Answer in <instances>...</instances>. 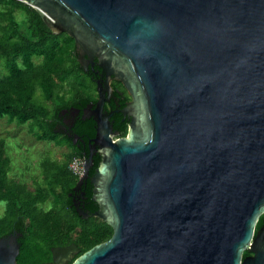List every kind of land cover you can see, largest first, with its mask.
Returning <instances> with one entry per match:
<instances>
[{
    "label": "water",
    "instance_id": "water-1",
    "mask_svg": "<svg viewBox=\"0 0 264 264\" xmlns=\"http://www.w3.org/2000/svg\"><path fill=\"white\" fill-rule=\"evenodd\" d=\"M17 1L131 98L125 137L98 82L83 110L96 133L78 183L98 153L93 215L112 235L71 264H264V0ZM18 254L0 238V264Z\"/></svg>",
    "mask_w": 264,
    "mask_h": 264
},
{
    "label": "trees",
    "instance_id": "trees-1",
    "mask_svg": "<svg viewBox=\"0 0 264 264\" xmlns=\"http://www.w3.org/2000/svg\"><path fill=\"white\" fill-rule=\"evenodd\" d=\"M0 67L3 69L0 76V119L5 118L8 124L16 126L25 125L28 135L36 142L74 148L69 140L59 139L54 134L53 125L63 108L76 107L79 114L75 117L74 132L84 140L88 156V145L95 137L96 124L93 118L82 119V112L88 103L94 101V96L85 91L94 90L95 85L77 63L74 40L66 33H53L30 6L17 0H0ZM79 74L88 79V88L74 87L72 97L67 99L70 83ZM114 120L113 130L118 131L119 137H125L127 126L121 125L120 117ZM5 145L6 140L0 139V203L5 204V214L0 217V237L14 228L22 233V254L17 259L18 264H40L35 259L29 261L36 251L33 246L43 248V244L48 253V245L57 243L52 242L54 238L66 232L71 239L76 227L82 254L111 237L112 228L98 218L77 224L65 220L56 210L61 202L60 196H54L57 187L65 189L78 179L68 170L71 161L80 158L75 150L63 164L49 158L41 160L39 165L45 188L39 186L35 194L9 176L11 161L6 155ZM92 160L88 177L93 176L101 160L100 155L93 154ZM85 190L90 197V182ZM48 198L55 199L49 211H44L40 206ZM26 245L29 246L25 250Z\"/></svg>",
    "mask_w": 264,
    "mask_h": 264
},
{
    "label": "flooded vegetation",
    "instance_id": "flooded-vegetation-1",
    "mask_svg": "<svg viewBox=\"0 0 264 264\" xmlns=\"http://www.w3.org/2000/svg\"><path fill=\"white\" fill-rule=\"evenodd\" d=\"M75 57H76L77 63L79 64L81 70L84 72V74H86L88 77L91 78L93 84L95 85L94 87L95 89L93 90L94 101L90 103H96L99 97L98 96V90H99L102 96H104L103 110L105 113L111 115L110 121L112 123V126L115 123L114 119L116 117H120L121 125H126L128 128L129 118L123 117L121 113L119 112V110H121L124 107V105L127 102H129L131 99L126 89L123 87V85L119 81H117L114 78L113 74L110 75V77L108 78L107 75L104 72H102L101 69L97 67V65L95 64L96 60L88 58L82 52L81 48H79L77 51L75 50ZM97 82L100 85L99 89L97 87ZM86 106L83 108V110L86 108ZM78 114H79V110L76 107L69 108L68 110L66 108H63L58 118L56 119V122L53 125L54 134L58 136L59 139L69 140L70 143L74 146V148H69V146L67 145L55 146V149L57 148L58 150H61L59 151V154H60L59 159L54 158L51 152H47L46 156H48L47 158L49 159L53 158L60 164H63L64 162L69 160L71 153L75 150L77 154L80 155V158L77 157V158H74L73 160H76V159L81 160L80 173L82 175L83 169H84L83 167H84L85 160L87 159V155L85 151L86 144L84 140L82 139L81 136H78L74 132L75 131L74 121H75V117ZM90 118H86V119H90ZM113 131H116V130H113ZM72 162L73 161H71V163ZM71 163L69 164V168H68L69 171H71L70 169ZM37 171H40V165H38L36 172ZM34 173H35V170H34ZM88 176H89V173H88ZM79 177L80 175L78 176V179L76 182L69 184L68 186H66L65 189L62 186H58L54 194L55 197L60 196L61 198V202L57 204L56 210L59 211V213L62 215V217L65 220L74 221L77 224H80L82 221H91V219L97 218L93 214L98 211L97 204L92 200V194L90 197L86 195L85 189H86L87 184L90 182L88 178L90 179L91 177H87L81 183H78ZM16 181L25 185L30 191L35 192V194L38 192L39 186H41L42 188H45V182L42 180V178H40V172H37L36 176L30 177L27 180L28 182L30 181L29 183L28 182L24 183L23 181H19V180H16ZM92 190H93V186H92ZM54 199L55 198H48V200L40 206L41 209H43L44 211H49V209L53 205L52 200ZM4 214H5V210L1 214L0 217H2ZM263 219H264V214L259 218L257 222L258 224L260 221V227L257 228V225H256L254 229L253 239L256 237L258 230L261 228L263 224ZM73 234L74 235L71 239L66 234V232H64L62 235H59L57 238H54L52 242L53 243L57 242V243L53 245H48V249H47L48 253L46 251V246H44L43 244H41L43 248H40L39 246H33L35 247L36 251H34L33 254L29 253V255L31 254V258L29 259V261H32V259H35V260H38L40 264H57L53 262V251L56 249H61V248L64 249L66 247L73 245L76 251L69 253L67 257L63 258L62 255L58 254L59 259L61 260V264H71L78 256L82 254L81 244L77 241V234H79V229L77 227L74 230ZM8 236H13L17 239V243L19 245V254L16 258L17 260L22 254L23 244L21 243V240L23 238V235L19 230L14 228L10 232L4 234V236L2 237H8ZM28 246L29 245H26L24 249L26 250ZM28 249L30 250V247ZM253 256L254 254L252 252L245 250L242 253V261L245 260L246 258H251ZM17 264H18V261H17Z\"/></svg>",
    "mask_w": 264,
    "mask_h": 264
},
{
    "label": "rangeland",
    "instance_id": "rangeland-1",
    "mask_svg": "<svg viewBox=\"0 0 264 264\" xmlns=\"http://www.w3.org/2000/svg\"><path fill=\"white\" fill-rule=\"evenodd\" d=\"M2 72L3 69L0 67V76ZM87 84H89L88 79L83 74L76 75L75 80L70 83L67 99L72 97L74 87L81 88L84 86L88 88ZM85 92L93 95L92 89ZM0 139L6 140V155L11 161L9 176L24 183H27L30 177L36 176L37 172H40V178H42L41 171L36 172V170L41 160L48 157L46 156L47 152H51L54 158L59 159V151L61 150L55 149L53 144L36 142L28 135L25 125L8 124L4 118L0 119ZM73 161L74 164H79V168L81 167V160L76 159ZM4 210L5 204L0 203V216Z\"/></svg>",
    "mask_w": 264,
    "mask_h": 264
},
{
    "label": "built area",
    "instance_id": "built-area-1",
    "mask_svg": "<svg viewBox=\"0 0 264 264\" xmlns=\"http://www.w3.org/2000/svg\"><path fill=\"white\" fill-rule=\"evenodd\" d=\"M74 162V161H73ZM71 163V166H70V169H71V171L75 174V175H77V176H81V173H80V171H78V170H80V168H79V164H74V163Z\"/></svg>",
    "mask_w": 264,
    "mask_h": 264
},
{
    "label": "crops",
    "instance_id": "crops-1",
    "mask_svg": "<svg viewBox=\"0 0 264 264\" xmlns=\"http://www.w3.org/2000/svg\"><path fill=\"white\" fill-rule=\"evenodd\" d=\"M5 119V118H4ZM5 121L7 122V120L5 119ZM51 160H53V161H56V160H54V159H51ZM40 164V163H39Z\"/></svg>",
    "mask_w": 264,
    "mask_h": 264
}]
</instances>
